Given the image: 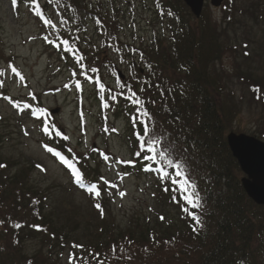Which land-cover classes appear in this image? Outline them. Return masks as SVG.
Masks as SVG:
<instances>
[{"label":"trees","instance_id":"obj_1","mask_svg":"<svg viewBox=\"0 0 264 264\" xmlns=\"http://www.w3.org/2000/svg\"><path fill=\"white\" fill-rule=\"evenodd\" d=\"M239 1L224 0L218 24L206 5L195 19L182 0H158L157 7L168 18L167 37L155 36L140 48L119 42L116 8L107 10L92 0L26 1L36 15L51 8L71 19L59 32H51L52 37L44 32L43 38L72 67L78 92L83 84L90 85L104 114L112 109L124 117L130 155L121 167L154 179L153 197L168 217L166 225L144 219L121 228L106 210L94 219L67 216V222L63 217L71 207L46 203L47 193L29 183L30 167L2 160L0 264H49L53 251L65 253L69 264H264V206L255 205L244 193L242 173L225 139L240 108L229 90L233 76L247 86L249 95L251 90L253 101H264L262 82L253 85L250 71L236 68L231 76L222 66L223 56L233 48L224 44L220 26L234 21ZM89 20L95 24L99 46L83 38ZM107 52L119 61L131 59L129 75L124 80L115 75L111 88L105 78L114 74V64L104 55ZM25 101L23 115L41 113L47 119L37 96ZM142 122L163 137L172 156L184 165L195 186L188 193L198 194L199 207L188 202L183 180L170 165L159 157L150 160L137 154ZM47 125L53 154L65 157V164L79 172L76 187L97 191L92 188L97 177L86 166L87 156L70 152L66 140ZM253 136L262 139V134ZM93 158L88 161L94 164ZM178 179L180 183H173ZM25 240L40 241L47 251L27 254Z\"/></svg>","mask_w":264,"mask_h":264},{"label":"rangeland","instance_id":"obj_2","mask_svg":"<svg viewBox=\"0 0 264 264\" xmlns=\"http://www.w3.org/2000/svg\"><path fill=\"white\" fill-rule=\"evenodd\" d=\"M26 1L16 0L14 9L12 0H0V161H16L30 167L29 183L47 193L46 203L71 207L63 217L67 222L70 221L67 216L94 219L110 210L115 224L121 228L144 219L155 226L166 225L168 212L153 197L154 179L126 172L121 167L129 162L130 155L124 117H117L112 109L104 114L92 97L90 85L83 84L78 92V81L71 77L72 67L43 38L44 32L52 37L51 32H59L71 19L64 11L51 8L43 16L36 15L33 8L26 6ZM96 1L107 10H118L119 42L124 46L140 48L155 36L167 37L168 18L157 7L158 0H92ZM205 2L209 16L219 24L222 7L214 9L208 0ZM95 29L94 22L89 20L83 38L99 46ZM220 35L224 44L233 48L223 56V68L231 76L236 68L250 71L253 85L259 80L264 88V0H240L234 21L221 25ZM104 55L114 64V74L108 73L105 78L111 88L115 86L118 71L126 77L129 75L131 59L119 61L109 52ZM229 87L240 106L231 131L250 136L262 134L264 141V101H253L251 90L249 95L247 86L234 76ZM33 95L40 101L47 119L41 113L36 114L41 119L23 115L25 100L29 101ZM55 108L59 112L51 114ZM42 122L52 124L66 140L70 152L87 156L86 166L95 170L97 177V186L92 188L97 187V191L87 193L76 187L79 172L65 164V157L53 154L48 144L51 133ZM42 132L47 136H42ZM93 157L97 160L94 164L88 161ZM39 249L47 251L40 241L23 243L27 254ZM49 264H69L68 257L53 251Z\"/></svg>","mask_w":264,"mask_h":264},{"label":"water","instance_id":"obj_3","mask_svg":"<svg viewBox=\"0 0 264 264\" xmlns=\"http://www.w3.org/2000/svg\"><path fill=\"white\" fill-rule=\"evenodd\" d=\"M195 18L201 15L204 0H182ZM223 0H209V5L219 8ZM121 79L124 76L118 72ZM51 110V114L59 112ZM226 143L243 176L241 187L246 196L257 206H264V142L243 133L229 132Z\"/></svg>","mask_w":264,"mask_h":264},{"label":"snow or ice","instance_id":"obj_4","mask_svg":"<svg viewBox=\"0 0 264 264\" xmlns=\"http://www.w3.org/2000/svg\"><path fill=\"white\" fill-rule=\"evenodd\" d=\"M12 3L13 5H15L16 0H12ZM142 123H143V131L141 134V138L139 140L140 152H138L137 154L145 159H150V160H155L157 157H159L164 161L165 164L170 165L176 177L183 180L184 191L186 193L188 202L193 207H199L200 205H199L198 194L188 193V189L189 188L194 189L195 186L188 179L184 165L172 156V150L164 145L163 137L157 134L154 129H150L147 125V122H142ZM158 147L162 149L159 152H157ZM0 167H2V165H0ZM180 179L173 181V183H180ZM121 195L123 196L124 193H121ZM194 219L196 218L194 217Z\"/></svg>","mask_w":264,"mask_h":264}]
</instances>
